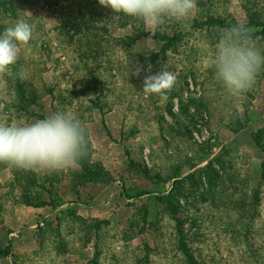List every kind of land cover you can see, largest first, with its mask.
<instances>
[{
	"label": "rangeland",
	"instance_id": "obj_1",
	"mask_svg": "<svg viewBox=\"0 0 264 264\" xmlns=\"http://www.w3.org/2000/svg\"><path fill=\"white\" fill-rule=\"evenodd\" d=\"M19 7L20 19L32 25L33 36L20 49L16 65L0 75V116L26 124L68 110L90 134L92 176L78 180L79 166L66 172H32L0 165V264H143L149 246L162 257L154 264H195L192 257L198 252L207 264H264L262 159L252 140L264 130V70L245 94L228 96L215 80L203 82L204 76L214 77L209 71H214L216 43L207 40V49L205 44V50L182 56L181 69L174 65L169 70L181 97L146 99L144 78L159 72L167 58L165 44L153 38L156 28L146 29L139 20L120 26L111 18L105 25L107 38H135L143 29L153 34L132 45L114 44L117 52L97 61L86 48L79 54L76 46L63 43L43 0L28 5L19 1ZM251 8L264 16V0H232L230 11L251 36H258L251 40L264 52V36L256 33L264 28L250 27L246 10ZM196 14L197 9L187 19ZM21 68L34 79L40 98L19 114L12 100ZM137 69H143L139 76ZM180 70H195L203 77L197 84L192 74L184 78ZM82 82L98 93L79 97ZM46 86L55 88L56 100ZM182 104L191 112L190 126H170L175 121L169 108L181 115ZM186 127L192 141L181 136ZM207 156L220 175L213 198L199 205L192 196L183 199L181 216L162 221L163 240L135 237L140 207L149 204L155 220L160 210L156 199L169 194L170 179L195 172L196 161ZM207 188L205 181L202 192ZM251 225L257 228L259 246L253 250L258 257L247 255L245 237ZM183 227L197 241L184 240Z\"/></svg>",
	"mask_w": 264,
	"mask_h": 264
},
{
	"label": "trees",
	"instance_id": "obj_2",
	"mask_svg": "<svg viewBox=\"0 0 264 264\" xmlns=\"http://www.w3.org/2000/svg\"><path fill=\"white\" fill-rule=\"evenodd\" d=\"M19 1H23L24 4L28 5L29 3H32L33 0H0V32H3L5 27L13 25L18 19H20ZM231 2L232 0H197V14L195 17L186 18L182 23L169 22L164 26L156 28L153 38L157 39L156 42L165 44L163 55L167 58L164 64L167 63L169 65V70L173 69L174 65L181 69L180 65H182V63L180 58L182 56L186 55L189 57L194 55V52L197 53L204 49L207 40L216 43L218 35L222 30L233 25H240L230 11ZM43 3L49 7L53 18L56 20V29L59 32V36L62 37L63 43L70 47L76 46L79 54H82L80 50L82 47L86 48L92 52L94 60L97 61L100 59L104 60L107 57L110 58V55L117 52L114 49V44L130 42L132 45L135 44L138 39L150 37L153 34L147 30L144 31L143 29L135 38L126 37L120 41H117L113 37L107 38L106 36H109V33L106 30L105 25H107V22L111 18H115L120 26L127 24L134 25L132 22L136 20L126 17L123 14H115L112 10L100 6L98 0H43ZM108 10L110 12H108ZM216 10L217 12L220 11V13H216ZM246 14L250 18V27L264 28V26L261 25L263 23L261 19H264V16L261 13L256 14L251 8L246 10ZM23 19L27 22L26 18ZM263 31L264 30L260 28L256 33L260 36H264ZM172 33L175 34L171 36ZM249 34L250 36L252 35L250 32ZM185 36L187 38H185ZM257 37L258 36L255 34L254 36H251V39H256ZM41 43L44 45L45 43H48V41L41 40ZM207 47L208 45L206 44L205 49H207ZM167 52H170V54L167 55ZM180 71L184 78H187L192 74L191 78H193L197 84L200 82V77H203L202 73L195 72V70H188V73H185L183 70ZM209 73L214 75V71H209ZM205 77L206 76H204L203 82L207 83L214 81L213 76H211V78L209 76H207V78ZM14 82L15 87L13 90L14 97L12 103L17 112L22 114L27 112L31 106L36 105L39 102L40 97L32 77L29 76V79L23 82L17 78ZM99 82L102 83L101 79ZM187 86L189 85L187 84ZM46 88L48 93L56 100L57 94L54 92L55 88L51 86H46ZM79 90V93L81 94L79 97H89V92L91 91H93L94 94L98 93L96 87H94L93 90V86L85 85V82H82ZM174 90H176V92ZM166 95L171 96L173 100L178 96L181 97V92L180 90L177 91V89L173 88ZM193 103L198 105L197 100ZM169 109V114L175 121V125L170 126H190L189 122H191L192 118L189 117V115H191V112L186 105H181V115H177L172 107ZM172 130L174 131V128H172ZM239 133L240 131L235 132V135ZM181 136L192 141V132L188 127L185 128V131H181ZM252 140L261 155L262 179L264 181V130L253 134ZM90 145L91 144L89 143L87 157L81 160L77 165L82 170V175L77 174L78 180L88 179L87 177L92 176ZM208 157L209 156H207V159L204 157L202 160L200 159L199 161H196L193 167L195 172L187 176H176L170 179L173 181V187L169 194L156 199L160 210L158 212L159 214L155 217V220L153 219V211L149 204L140 207L138 216L135 220L136 226L133 228L135 237L150 235L153 240H163L162 229L164 228L162 221L166 217L177 220L178 217L181 216L183 211V199L187 201L189 197L192 196L196 200L195 203L199 205L207 203V201L213 198L214 194L212 190H215L216 187H218L220 183V175L214 167L215 162ZM216 161H219V159ZM202 162L204 163L201 164ZM143 170L148 173L147 169L143 168ZM205 181L208 185L207 190L209 189L207 193L202 192ZM256 193H261L260 189L259 191L256 190ZM259 200V194H255L256 203H259ZM253 206L255 207V205ZM202 209L203 207H201L199 211ZM253 217H255L254 213ZM107 224L109 225L108 222ZM96 225L99 226L100 224ZM194 225L198 226V224ZM181 232L184 234V240L192 239L193 241H197L196 237H189V232L186 231L185 227L182 228ZM256 233L257 228H254L251 225L247 231L248 236L245 237V241H247L246 249H248L247 255L249 257H258L260 254L257 250H253L258 249L257 245L259 239L254 236ZM185 245L186 247H189L187 242H185ZM161 258V254L158 250L149 246V252L144 258L143 264H154ZM192 261L195 264H207L203 259L202 254L199 252L196 257H192Z\"/></svg>",
	"mask_w": 264,
	"mask_h": 264
},
{
	"label": "clouds",
	"instance_id": "obj_3",
	"mask_svg": "<svg viewBox=\"0 0 264 264\" xmlns=\"http://www.w3.org/2000/svg\"><path fill=\"white\" fill-rule=\"evenodd\" d=\"M115 14L139 20L146 29L169 22L182 23L197 9V0H98ZM33 36L32 25L18 19L0 32V75H6L19 59L20 49ZM214 80L230 97L249 91L264 70V52L255 47L248 29L233 25L222 30L213 49ZM143 69H137L139 76ZM151 67L149 66V71ZM23 82L29 73L16 72ZM176 82L169 65L144 78L143 95L164 97ZM90 134L85 124L66 109L26 124L0 116V165L23 171L61 172L74 169L88 155Z\"/></svg>",
	"mask_w": 264,
	"mask_h": 264
}]
</instances>
